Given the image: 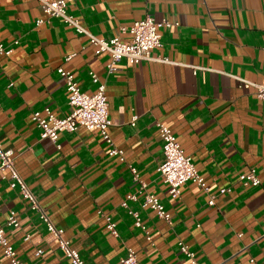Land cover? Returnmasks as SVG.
<instances>
[{
	"label": "crops",
	"instance_id": "1",
	"mask_svg": "<svg viewBox=\"0 0 264 264\" xmlns=\"http://www.w3.org/2000/svg\"><path fill=\"white\" fill-rule=\"evenodd\" d=\"M67 11L106 38L147 13L173 21L152 50L167 60L121 58L120 68L107 72L109 53H95L86 34L46 15L38 0H0V40L12 48L0 54V143L83 264H123L129 247L144 264H192L179 241L198 264H250V257L264 264V100L241 81L264 84V0H68ZM58 66L84 91L96 87L90 71L105 83L107 130L124 159L108 154L96 128L61 130L56 142L40 136L33 110L68 113ZM157 122L171 129L208 192L187 180L179 197L170 196L157 170ZM130 165L169 221L142 205L141 195L126 197L139 185ZM250 168L260 183L244 186L237 174ZM10 209L18 225L6 224ZM99 210L115 222L114 232ZM0 225L26 264H71L57 236L2 178ZM0 264H12L1 248Z\"/></svg>",
	"mask_w": 264,
	"mask_h": 264
},
{
	"label": "built area",
	"instance_id": "2",
	"mask_svg": "<svg viewBox=\"0 0 264 264\" xmlns=\"http://www.w3.org/2000/svg\"><path fill=\"white\" fill-rule=\"evenodd\" d=\"M38 2L41 10L46 15L57 16L65 23L71 25L75 31L86 34L89 42L94 45L95 53L103 50L109 53L110 60L106 64L107 72L118 70L120 67L117 62L121 58H125L130 63H137L143 59L167 60L166 57L152 55V50L161 44L160 29L173 24V21L167 17L156 18L152 14L147 13L129 25L120 26L119 34L106 38L97 36L82 26L78 19L67 11L68 0H38ZM35 22L40 23L41 18L36 19ZM121 34H125L124 37ZM11 49L9 45L4 44L0 40V54H8ZM57 71L65 82L68 113L63 116H56L48 106H44L42 110H33L31 118L39 127L40 136L47 137L56 142L59 131L61 130L74 131L79 125H83L89 129L96 128L99 130L103 139L110 145L107 151L108 154L114 155L119 159H124L122 150L113 145L107 130L108 125L111 123V118L108 115L105 83L99 80L95 72L90 71V77L96 83V87L93 91L87 92L79 87L71 70L58 66ZM241 81L244 86L252 84L255 87L256 95L264 100L263 83H254L246 79H242ZM157 126L159 135L162 138L163 152V159L158 164L157 170L162 175L163 180L168 184L170 196L173 198L179 197L181 193L180 186L187 180L195 181L203 191L208 192L209 188L204 177L197 171L190 156L183 151V148L171 129L162 122H157ZM129 168L132 172L133 180L137 181L139 185L134 192L127 194L126 197L136 198L137 195H141L142 205L155 209L160 217L169 221L170 213L164 204L155 194L146 191L145 182L139 179L136 168L132 165ZM0 178L6 180L9 186H16L19 189L21 197L26 201L28 207L35 210L39 218L44 222L46 229L57 236L58 247L69 257L71 264H83V259L79 255L78 250L71 245L69 239L62 235V228L55 225L50 219L45 207L39 203L24 178L18 172L14 164L12 151L4 148L1 143ZM237 180L244 186H255L260 183L258 175L252 168L239 172L237 174ZM227 190H229L228 187H220L218 192L223 193ZM214 195V193L209 194V204L214 202ZM123 204H125V201H123ZM99 212L101 211L99 210ZM101 214L105 218L107 228L114 232L115 222L108 214L102 212ZM133 214L135 224L144 227L136 212H133ZM5 221L8 225L15 226L19 224L15 210H9ZM28 238V234H25L23 237L26 240ZM0 248L1 254L12 264H26V262L18 257L14 246L6 238L2 225H0ZM179 248L191 258L192 264H198L194 258V253L182 241H179ZM36 253H42V249H36ZM120 261L123 264H144L137 260L132 247L128 248L127 254L120 258ZM249 261L250 264H259L253 257H250Z\"/></svg>",
	"mask_w": 264,
	"mask_h": 264
}]
</instances>
